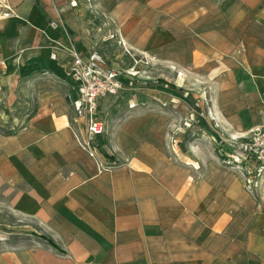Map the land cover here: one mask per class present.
Here are the masks:
<instances>
[{
    "label": "crops",
    "instance_id": "crops-1",
    "mask_svg": "<svg viewBox=\"0 0 264 264\" xmlns=\"http://www.w3.org/2000/svg\"><path fill=\"white\" fill-rule=\"evenodd\" d=\"M191 9L169 16L174 30L194 26L185 38L144 33L141 10L124 21L121 37L179 66L172 81L211 83L210 137L221 152V137L242 138L264 125V28L233 25L228 37L212 27L208 37L195 23L207 13L192 18ZM80 17L79 0H0V206L23 222L12 231L29 238L1 251L0 264H264V183L245 192L239 173L203 142L205 132L166 128L170 116L154 111L125 119L110 103L130 89L142 92L119 100L130 110L147 98L164 103L156 91L130 88L125 79L116 97L98 101L100 118L107 111L111 121L103 120L105 132L88 152L79 146L84 126L71 106L78 87L71 53L96 52ZM185 106L188 125L198 115Z\"/></svg>",
    "mask_w": 264,
    "mask_h": 264
},
{
    "label": "rangeland",
    "instance_id": "rangeland-1",
    "mask_svg": "<svg viewBox=\"0 0 264 264\" xmlns=\"http://www.w3.org/2000/svg\"><path fill=\"white\" fill-rule=\"evenodd\" d=\"M123 3H127L129 7L135 6L139 8L120 9L119 6ZM136 3H138L137 6ZM140 3H142L141 6ZM188 5L192 8V18L196 16L194 12H197V14L200 12L207 13V15L203 17L205 19H198L195 23L196 25L202 24L201 27H197V29H205L207 27L208 37L216 34V32L211 29L212 27L220 29L224 27V33L228 37H231V26L233 25H235V29L238 27L239 29L246 27L258 34H262L261 29L264 28V0H79L81 16L80 26L83 28L82 34L85 36V40L88 44H90V48L101 55L108 68L125 69L130 67L133 71H140L138 78L136 76L130 77L135 84L134 87H136V90L137 88L140 89L139 87L141 86L143 87L142 91L147 88L148 91H156L159 93L158 95H162L161 100L163 101L161 102H164L162 104L158 101H154L152 98H147L146 106L140 107V110H136L135 108L130 110L128 105L125 106L124 103H121V99L124 97H132L135 94H142L141 90L135 92V90L130 89L128 90L130 91L128 94L125 93L123 97L119 98L121 102L119 100L110 102L112 107H118L115 112L117 116L122 114V117L128 119L151 111L158 112L160 115L170 116L171 120L170 122H166V128L170 129L175 127L179 132L181 131V133L190 129H196L197 132L203 131L205 132L204 136H202L203 142L208 145H213L215 148L217 146H215V143L211 140L210 131H215L216 127L214 123L209 122L208 119L209 102L211 99L214 100L216 98L217 90L211 87V83L205 81L200 82L192 80L190 83L172 81L171 76H178L175 72L181 69L179 66L159 59L158 56H153L157 53L151 54L148 51L138 50L128 46L121 37V35H123L121 28L125 27V24H123L124 21H126L127 24L133 23L136 10H141L143 15L138 18L141 20L140 25L143 24L140 29H142L144 33L148 32L150 34L152 29H154L153 36H155V38L161 37L165 39L169 34L185 38L187 34H192V31H195L194 26L190 27L182 22L183 25L175 26L174 30L173 27H171L173 24H170L169 16L170 13H172V18H174V14H176V16L182 15L185 11H188L184 10V7H189ZM198 6L202 8L199 9ZM176 10L178 12H176ZM233 16L236 18V24L231 20ZM153 21L155 22L154 25H152ZM134 29L135 28H129L130 32ZM130 32H128V36H130ZM148 36V34L145 35V37ZM177 44L181 45L180 42H177ZM133 61L136 62V65H134L135 67H133ZM154 87L158 89H152ZM130 88H132V86ZM157 93H155V96H157ZM182 97L190 99L191 105H183L184 101L181 99ZM200 102H202V105ZM183 106H185L188 111L198 115V117H194L190 120L188 125L184 122ZM107 115V111L102 114L105 124L111 123ZM107 127L108 125H106V128ZM200 138L201 136L197 139L200 140ZM229 138L228 136L224 137V139ZM178 139L181 140V137ZM218 140L216 139V141ZM163 144L172 145L174 142L171 137H164ZM217 149L219 159L223 161L222 165L226 168H230L232 165L228 164L226 159V153L229 151L228 145L223 143L221 152L219 147H217ZM232 167L234 168V166ZM234 170L236 171L235 168ZM238 176L240 177L244 191L249 194H254L260 190L264 183V175L254 176L253 183L255 187L252 190H247L243 183L244 175L239 174ZM21 226H23V222L12 216L6 205H1L0 252L16 246L29 245V238L25 236V233L22 231H12L14 230L12 228L18 229L19 227L21 228Z\"/></svg>",
    "mask_w": 264,
    "mask_h": 264
},
{
    "label": "built area",
    "instance_id": "built-area-1",
    "mask_svg": "<svg viewBox=\"0 0 264 264\" xmlns=\"http://www.w3.org/2000/svg\"><path fill=\"white\" fill-rule=\"evenodd\" d=\"M69 74L78 84L77 97L71 106L75 117L82 120L84 126V136L77 141L88 152L93 141L105 132L104 122L97 110L98 101L116 97L123 90L125 79L129 87L134 86L130 77L138 78V72L131 68L110 69L96 52L83 59L73 51ZM220 141L228 145L227 163L234 166L240 175H244L246 189L252 190L255 187L253 177L264 175V125L251 130L242 138L221 137ZM89 154L93 156L91 152Z\"/></svg>",
    "mask_w": 264,
    "mask_h": 264
},
{
    "label": "trees",
    "instance_id": "trees-1",
    "mask_svg": "<svg viewBox=\"0 0 264 264\" xmlns=\"http://www.w3.org/2000/svg\"><path fill=\"white\" fill-rule=\"evenodd\" d=\"M41 238H42V237H41ZM47 241H48L51 245H53V243H52L49 239H48ZM53 246H54V245H53Z\"/></svg>",
    "mask_w": 264,
    "mask_h": 264
}]
</instances>
